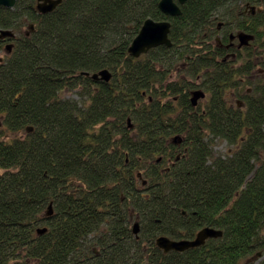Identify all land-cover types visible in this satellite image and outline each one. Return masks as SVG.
<instances>
[{"label": "trees", "instance_id": "1", "mask_svg": "<svg viewBox=\"0 0 264 264\" xmlns=\"http://www.w3.org/2000/svg\"><path fill=\"white\" fill-rule=\"evenodd\" d=\"M159 2L0 6L15 34L0 39V264H264V0H188L178 17ZM147 19L170 22L172 45L131 57ZM234 31L254 40L226 49ZM203 227L223 235L155 243Z\"/></svg>", "mask_w": 264, "mask_h": 264}, {"label": "water", "instance_id": "2", "mask_svg": "<svg viewBox=\"0 0 264 264\" xmlns=\"http://www.w3.org/2000/svg\"><path fill=\"white\" fill-rule=\"evenodd\" d=\"M62 0H37L36 9L41 14H47L52 12ZM188 0H160L158 7L160 11L169 17L181 16L180 5H184ZM16 0H0V6L12 9L15 6ZM251 11L254 13L255 8L251 7ZM171 24L169 21H155L153 19H147L144 21L139 33L133 39L128 53L131 57L139 58L140 56L147 54L151 49L159 46L171 47L172 43L169 39ZM30 30H33V26L30 25ZM15 34L8 29H0V39L13 38ZM237 39L239 42L238 47H246L254 40V36L245 32H238L236 35H230V40ZM219 43V40H217ZM7 52L11 51L12 44L5 46ZM87 77L95 81L109 82L112 75L108 70H102L94 74L82 73ZM205 98V93L201 90H196L191 93L190 102L193 107L197 106L198 102ZM31 131V128H28ZM52 203L47 208L46 215H52ZM47 231L46 228H39L37 234L41 235ZM133 234L138 237L139 225L135 223L132 229ZM223 232L213 227H204L200 229L193 239L173 240L166 236H160L156 239V245L164 253L171 251L183 252L188 249L197 248L205 244L209 239L221 238ZM258 256L260 254L258 253Z\"/></svg>", "mask_w": 264, "mask_h": 264}, {"label": "rangeland", "instance_id": "3", "mask_svg": "<svg viewBox=\"0 0 264 264\" xmlns=\"http://www.w3.org/2000/svg\"><path fill=\"white\" fill-rule=\"evenodd\" d=\"M23 31H26V28H23ZM237 31H234V32H232V33H236ZM217 38H219V37H217ZM9 43H12V42H9ZM6 44H8V43H6ZM5 44V45H6ZM235 44H236V42H235ZM4 45V46H5ZM4 46H3V49H2V51H0V60L5 56V52H4ZM239 64V63H238ZM248 88V87H247ZM247 88H245L244 90H248ZM248 93H250V90H248ZM66 96H68V97H71V98H76V97H74L73 96V94H70V93H67L66 94ZM73 96V97H72ZM206 97H207V95H206ZM229 98H231L229 101H230V105L231 106H235V105H238L239 107H241L242 105H241V103L239 102V98H237L236 97V95H233V93H231V94H229ZM202 101V100H201ZM20 134H22V133H20ZM0 136H1V134H0ZM16 136H18V135H16ZM213 149H214V151H215V153L217 154V155H220V156H225L228 152H229V150H230V147L227 145V143L225 142V141H222V140H215L214 141V143H213ZM135 223H138V222H133L132 223V226H134V224ZM258 259V256L256 257H252L250 260L251 261H256Z\"/></svg>", "mask_w": 264, "mask_h": 264}, {"label": "flooded vegetation", "instance_id": "4", "mask_svg": "<svg viewBox=\"0 0 264 264\" xmlns=\"http://www.w3.org/2000/svg\"><path fill=\"white\" fill-rule=\"evenodd\" d=\"M251 7L255 8L256 12H257V11H261V9H258V8L255 7V6H251ZM248 8H249V4H246V5H245V11H246V12L249 11ZM250 12H251V14H254V13L251 11V9H250ZM235 42H236L237 45H236V46L233 45V46H230V47L238 48V49L244 48V47H241V48L238 47V41H237V40L233 41V44H234ZM230 47H226V49H229Z\"/></svg>", "mask_w": 264, "mask_h": 264}, {"label": "bare ground", "instance_id": "5", "mask_svg": "<svg viewBox=\"0 0 264 264\" xmlns=\"http://www.w3.org/2000/svg\"><path fill=\"white\" fill-rule=\"evenodd\" d=\"M4 7V6H3ZM29 128H31V127H29ZM27 131H28V128H27ZM31 131H32V128H31ZM28 132H30V131H28ZM218 230H220V229H218ZM199 231V230H198ZM197 231V232H198ZM220 231H222V230H220ZM223 232V231H222ZM155 243H156V241H155Z\"/></svg>", "mask_w": 264, "mask_h": 264}]
</instances>
